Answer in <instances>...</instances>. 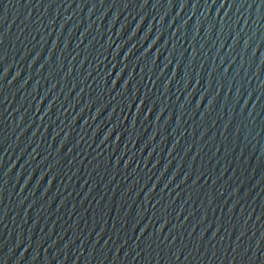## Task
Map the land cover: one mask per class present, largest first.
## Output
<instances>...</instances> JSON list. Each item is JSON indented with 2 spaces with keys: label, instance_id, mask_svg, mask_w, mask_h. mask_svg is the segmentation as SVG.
Wrapping results in <instances>:
<instances>
[{
  "label": "water",
  "instance_id": "water-1",
  "mask_svg": "<svg viewBox=\"0 0 264 264\" xmlns=\"http://www.w3.org/2000/svg\"><path fill=\"white\" fill-rule=\"evenodd\" d=\"M0 264H264V0H0Z\"/></svg>",
  "mask_w": 264,
  "mask_h": 264
}]
</instances>
